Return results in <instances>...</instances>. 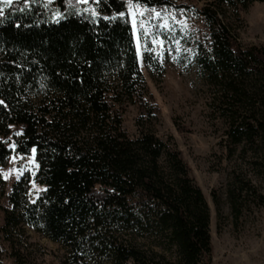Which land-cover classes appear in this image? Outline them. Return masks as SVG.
I'll use <instances>...</instances> for the list:
<instances>
[{"label": "trees", "instance_id": "obj_1", "mask_svg": "<svg viewBox=\"0 0 264 264\" xmlns=\"http://www.w3.org/2000/svg\"><path fill=\"white\" fill-rule=\"evenodd\" d=\"M254 2L264 0L194 5L204 23L194 60L229 143L252 150L264 176V44L244 47L226 17ZM52 4L55 11L43 0L15 1L0 17V134L16 128L15 151L35 149L33 178L44 186L30 202L28 178L14 182L0 232L26 223L61 244L67 264H210L208 204L171 137L155 134L128 2ZM92 7L116 19L94 20ZM141 20L143 33L154 19ZM146 36L144 60L162 70ZM129 106L137 110L132 137L123 128ZM10 154L0 139V166ZM228 197L234 210L244 199L233 190Z\"/></svg>", "mask_w": 264, "mask_h": 264}, {"label": "rangeland", "instance_id": "obj_2", "mask_svg": "<svg viewBox=\"0 0 264 264\" xmlns=\"http://www.w3.org/2000/svg\"><path fill=\"white\" fill-rule=\"evenodd\" d=\"M43 1L55 11L54 0ZM126 1L137 52L139 48L141 53L138 56L140 68L151 96L148 103L157 111L153 120L155 134L163 141L171 137L190 165L192 176L208 204L210 264H264V176L255 164L252 150L229 143L225 122L211 106L208 87L194 60V45L204 32V23L194 5L201 7L207 0H173L178 8L168 6L157 10L161 13L158 22L151 9L132 0ZM141 12L146 19H154L150 24L143 21V33L138 25L142 21ZM226 17L244 47L264 44L263 2L250 4L239 16L227 8ZM147 34L148 50L152 56L157 55L162 70L144 60ZM153 40L157 43L153 44ZM160 41H163L162 46ZM136 117L135 106H129L123 128L131 137L137 134ZM18 132L11 128L10 134H0V139L14 145ZM36 171L35 151L19 154L15 147L11 148V154L0 166V227L5 209H11L7 195L15 181L23 176L28 178L30 202L44 189L33 178ZM230 190L244 195L237 203V210L230 203ZM212 195L217 198L218 207ZM66 257L61 244L26 223L13 234L0 232V264H67Z\"/></svg>", "mask_w": 264, "mask_h": 264}, {"label": "snow or ice", "instance_id": "obj_3", "mask_svg": "<svg viewBox=\"0 0 264 264\" xmlns=\"http://www.w3.org/2000/svg\"><path fill=\"white\" fill-rule=\"evenodd\" d=\"M15 2V0H0V4L3 5V7H0V17H3L5 15V8H7L8 6H11L13 3ZM31 2H35V0H24V3L26 5H29L30 6V3ZM49 2H51V0H49ZM78 3H83V4H92V5H98L99 3L102 2V0H77ZM137 2H139V0H137ZM147 2V0H145V3ZM86 11H90L91 12V15L93 17L94 20H99V19H105V20H112V19H116V16H113V17H108V16H102L98 11H97V8L96 7H92L90 9H86ZM151 13H154L156 18L159 19L160 16H161V13L159 11H157L155 8L151 9L150 10ZM180 11H183L182 9ZM79 14V13H77ZM145 13L141 12L139 13V15L141 16V18H143ZM57 15L59 16L60 13H57ZM117 16H120V17H124L125 16V13L124 12H119L117 13ZM149 23H151V20H149ZM153 44H156L157 42L155 40L152 41ZM160 46L163 45V41H160ZM141 53H140V50L138 48V52H137V55L139 56ZM0 104H3V101H0ZM17 135H20L21 133H16ZM10 148H14L15 145H9ZM33 151H35V149H33ZM15 159V158H13ZM7 178V177H5Z\"/></svg>", "mask_w": 264, "mask_h": 264}]
</instances>
